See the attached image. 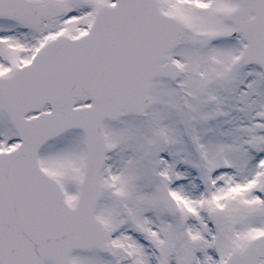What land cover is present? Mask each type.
<instances>
[{
	"label": "snow or ice",
	"instance_id": "1",
	"mask_svg": "<svg viewBox=\"0 0 264 264\" xmlns=\"http://www.w3.org/2000/svg\"><path fill=\"white\" fill-rule=\"evenodd\" d=\"M0 264H264V0H0Z\"/></svg>",
	"mask_w": 264,
	"mask_h": 264
}]
</instances>
